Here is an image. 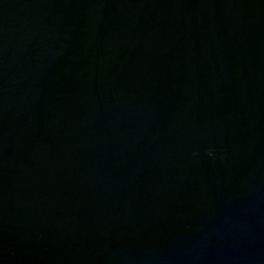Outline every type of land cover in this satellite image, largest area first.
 <instances>
[{
  "label": "water",
  "instance_id": "water-1",
  "mask_svg": "<svg viewBox=\"0 0 264 264\" xmlns=\"http://www.w3.org/2000/svg\"><path fill=\"white\" fill-rule=\"evenodd\" d=\"M0 264H264V0H0Z\"/></svg>",
  "mask_w": 264,
  "mask_h": 264
},
{
  "label": "clouds",
  "instance_id": "clouds-1",
  "mask_svg": "<svg viewBox=\"0 0 264 264\" xmlns=\"http://www.w3.org/2000/svg\"><path fill=\"white\" fill-rule=\"evenodd\" d=\"M209 155H213L212 153H209Z\"/></svg>",
  "mask_w": 264,
  "mask_h": 264
}]
</instances>
